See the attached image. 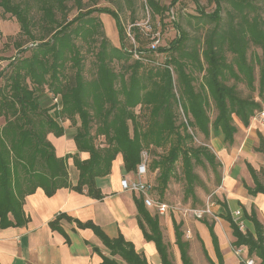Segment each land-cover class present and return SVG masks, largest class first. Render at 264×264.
<instances>
[{"label": "trees", "instance_id": "trees-1", "mask_svg": "<svg viewBox=\"0 0 264 264\" xmlns=\"http://www.w3.org/2000/svg\"><path fill=\"white\" fill-rule=\"evenodd\" d=\"M223 1L232 4L236 11L233 17L240 16L238 21L232 19L226 28H221ZM257 1L262 3L259 7L255 5ZM177 2L172 0L171 4ZM194 2L202 18L216 23L204 40L202 52L197 47L187 48L188 34L180 23L174 21L178 36L168 46H159L156 50L143 46L137 48L141 57L144 52L169 54L166 65L154 70L146 68L141 59L129 61L133 53L125 46L128 33L119 13L112 8H90L53 27L56 24L53 6L42 4L40 22L31 14L28 2L23 5L14 0H0L4 11L11 13L20 22L21 33L33 40L42 39L37 45L25 49H21L23 44H18L21 53L31 50V54L10 61L11 70L6 77L7 82L0 88V118H3V123L0 122V226L25 224L28 220L23 208L25 197L39 187L49 196L60 188L70 187L101 199L103 194L98 180L110 174L118 154L123 155L125 171L130 172L136 169L144 150L159 147L167 149L159 159L149 163L153 193L156 188L161 194L164 193L181 159L186 184L184 198H191L193 203L202 202L196 193V186H203L204 182L195 167L209 163L217 170L220 162L207 145L194 143L195 135L201 133L209 139L213 130H220L224 140L232 144L238 131L235 117L244 125H249L251 118L262 109L259 100L241 96L237 87L227 84L226 80L231 77L236 80L245 79L249 88L258 91L259 97L264 98V0H215L216 7L209 13L200 0ZM147 4L154 15L164 16L170 8L161 4L160 0H147ZM95 11L113 16L121 47L110 45L104 37L97 52V76L87 80L83 73L81 45L76 40L79 36L88 40L96 32V26L100 23L93 16L87 17ZM229 14L233 15L232 11ZM40 23L45 25L46 32L37 38L33 29ZM52 33L51 38L47 39ZM226 45L235 54L232 62L224 54ZM252 45L262 50L261 56L256 57L260 67L258 85L255 84L254 58L248 57ZM69 59L73 61L75 74L64 80L67 79L65 70ZM114 60L122 63L120 70L114 67ZM169 66L177 73V90ZM196 70L204 72L199 86L195 84ZM3 75L0 72V78ZM44 85H48L55 95H60L62 108L56 114L73 119L78 114L81 119V125L74 134L77 152L66 158L57 155L48 137L51 133L64 135L65 128L56 117L49 114L48 109L40 107L39 91ZM212 102L217 109L213 119L208 112ZM93 104L101 121L95 134L91 131L93 116L90 107ZM138 106L141 114L146 115L145 125L136 111ZM98 135L105 137V146L96 144ZM257 150L264 153L262 137ZM79 152L88 153V157L82 159ZM70 156L79 170L76 185H72L69 179L67 158ZM151 166L153 170L158 169L157 177L151 176ZM248 168L255 185L251 187L244 182V186L252 195L264 194V182L258 178L251 164H248ZM137 207L144 237L154 241L162 264H176L170 244L164 238L159 215L151 213L142 198L138 200ZM9 214L13 215V220ZM243 216L253 222L255 232L241 229L229 211L224 216L220 215L230 223L235 237L234 244L246 245L249 254L256 255L259 264H264V225L258 219L254 207ZM62 219H69V216L59 214L50 222L51 227L62 231L59 225ZM203 221L214 239L218 262L210 257L198 237L204 256L210 264H224L214 231L215 221ZM78 226L91 228L110 250V255L106 256L98 247H94L102 255V264H120L114 256H120L128 264H149L146 256L138 253L134 244L123 235L112 238L92 221L78 222ZM174 230L182 264H195L183 222L174 220Z\"/></svg>", "mask_w": 264, "mask_h": 264}, {"label": "crops", "instance_id": "crops-1", "mask_svg": "<svg viewBox=\"0 0 264 264\" xmlns=\"http://www.w3.org/2000/svg\"><path fill=\"white\" fill-rule=\"evenodd\" d=\"M239 122L232 144L224 140V134L220 130L211 132L215 152L219 155L226 171L222 187L226 198L221 195V202L215 205L214 210L218 214L213 220L224 264L241 263L231 253L228 244L222 241V232L230 236L231 243H234L235 237L232 234L230 223L220 215L224 216L228 211L232 215L234 211L240 210L241 221L245 222L247 230L255 232L253 222L243 214L250 213L252 207L255 208L258 219L261 214H264V194H250L244 186V175L240 176L234 169L238 165L242 172L243 167H247L245 162L244 166L240 163L241 159L251 165L264 160V153L257 150L261 145V137L264 140V127L254 118L250 120L249 125H244L241 120ZM74 134L73 131L67 129L62 136L49 134L48 137L59 157L66 158L77 152ZM79 156L84 159L88 157V153L79 152ZM67 165L70 182L76 185L79 170L71 156L67 158ZM124 176L134 177L135 170L125 171L123 155L120 153L112 163L110 174L98 180L103 194L101 199L93 198L86 192H78L70 187L60 188L51 196L39 187L34 193L27 195L23 205L28 217L27 222L22 225L0 226V263L102 264V255L95 251L94 247H98L106 256L110 255V250L91 228L78 226V222L92 221L100 226L108 236L115 238L123 235L126 240L131 241L136 251L146 256L149 264H162L156 244L144 237L139 225L137 203L141 197L122 189L121 179ZM239 177L241 182L237 180ZM148 210L153 213L152 209ZM61 213L69 216V219L60 221L62 231L53 229L50 225V222ZM9 217L14 219L12 214H9ZM159 218L161 226L166 224L170 240L175 241L174 220L179 221L168 213L159 215ZM205 220L209 219L205 218ZM186 225L191 229V234L192 231H196L210 257L218 262L214 239L203 219H187ZM177 251L175 252L176 264H182L178 247ZM114 257L120 264H128L120 256Z\"/></svg>", "mask_w": 264, "mask_h": 264}, {"label": "rangeland", "instance_id": "rangeland-1", "mask_svg": "<svg viewBox=\"0 0 264 264\" xmlns=\"http://www.w3.org/2000/svg\"><path fill=\"white\" fill-rule=\"evenodd\" d=\"M16 2H21L23 5L29 3V7L31 10V14L34 16L36 20L41 22L43 10L41 9L42 4H48L51 7L53 6L54 16L57 25L59 22H67L71 20L73 17L78 15L80 12H86L90 8L94 7H109L116 10L120 18L123 22L124 27L127 30V38L125 42V46L128 50L132 51L138 46H143L146 49H149L153 40L159 38V46H168L171 41H173L178 36L177 27L174 25V21L181 24L183 29L188 34V41H187V48L192 49L193 47H197L203 50L205 46V39L211 33V31L215 27V22H210L209 20L202 18L197 11V5L194 0H178L175 5H172V0H160L161 4L169 6L168 12L163 15H154L152 10L147 4V0H81L80 3L76 2L75 0H64L63 3H59L58 0H14ZM201 5L205 8L207 13L214 11L216 7L215 0H200ZM260 2H256V7L260 6ZM229 11H232L233 15L229 14ZM261 11V9L259 10ZM236 11L233 9L231 3L227 1H223V10H222V21H221V28H226L232 19L234 21H238L240 16L233 17ZM254 12H252L253 14ZM94 17L96 22L100 24L96 26V30L94 27V32L92 35L88 37V40L82 39L81 36L77 38V43L81 45L82 51V64H83V73L87 80L93 79L97 76L98 67L96 65L97 62V52L99 51V45L102 39L105 37L110 45L121 47V41L119 36V31L116 25V21L110 14L107 13H100V12H93L87 17ZM264 16V12H263ZM133 18L135 20L133 21ZM45 25L41 23L34 27L33 32L37 38H41L40 35L45 33L46 30L44 28ZM95 26V25H94ZM136 27V28H135ZM21 26L20 22L17 20L15 16L11 13H7L4 11V8L0 6V72H3L2 78H0V88L4 87L7 80L6 77L11 70L9 65L10 61L15 59V57L28 56L31 54V50H26L21 53L18 49V44H23L22 48L33 47L38 43L42 42V39L33 40L30 39L26 34L20 32ZM53 35L50 34L47 39L51 38ZM44 39L43 41L47 40ZM224 54L227 57L229 62L234 60L235 54L231 52L227 45L224 47ZM262 50L261 48L252 45L248 50V57L254 58L255 64V76L256 82L255 84L258 85V78H259V63L256 57L259 55L261 56ZM143 57L141 58L144 66L150 69H160L166 65V60L168 58V53H160V52H144ZM141 57V56H140ZM136 57L133 55L130 62L134 61ZM72 60L67 61L65 75L66 78L64 80H68V78H72L75 74V67L72 66ZM120 62L114 60V67L117 70H120L121 67ZM206 65V63H205ZM172 68V67H171ZM172 74L174 78V84L177 90V73L172 68ZM194 74L196 75L195 84L199 86L202 82V77L204 72L195 71ZM63 80V81H64ZM227 84H232L237 87L239 94L243 97H254L261 102L262 109L264 108V98H260L258 95V91H252L249 86L247 85L245 79L236 80L234 78H229L226 80ZM120 86V83H117ZM178 93V92H177ZM39 103L41 108L48 109L49 114L56 117L58 122L63 125L65 129L68 131H73L76 133L77 129L81 125V119L79 115H75L74 119L67 117V115H59L56 114V111H60L62 108V104L60 101V95H55L52 91L49 90L48 85L42 86L41 90L39 91ZM123 98V96H121ZM90 101L91 98H90ZM137 113L140 114V119L142 123L146 124V115L141 114L139 106L136 108ZM90 112L93 116L92 124H91V131L95 134L98 130V126L101 124L99 116L97 114L96 106L93 104L90 107ZM208 112L213 119L217 114V109L214 102L211 103ZM254 118V116L252 117ZM251 118V119H252ZM239 118L235 117L234 122L238 128ZM257 121V120H256ZM0 122L3 123V118H0ZM258 122V121H257ZM259 123V122H258ZM132 127V126H131ZM264 127V126H263ZM194 143L204 144L207 145L211 151H213L216 156L217 160L220 162V165L217 166V170H215L209 163L206 165H196L195 171L200 175L201 179L204 182L203 186H196V193L201 199V203H193L192 199L189 198L185 200V179L182 167V160L179 159L176 164V174L171 178L168 187L161 194L160 190L156 188L154 197L161 202H166L169 204V212L168 214L173 215L178 221L183 222V229L185 231L186 239H189L191 242L190 254L194 260L195 264H210L204 256L202 251V246L200 240L197 236L196 231H192L186 225L187 219H195L187 212L188 208H202L206 205L208 199L214 202V205L221 202V195L226 198L225 194H223V184L225 179V168L224 164L222 163L219 155L215 152L214 146L212 144L211 139L204 138L203 134L197 133L195 135ZM96 144L98 146H105L106 140L103 135L96 136ZM167 148H152L146 149L144 151L147 152V155L150 158V161L157 160L160 158L161 154L166 151ZM244 162L246 163L247 167L244 166ZM240 163L244 166L243 171H240V166L237 165L236 171L240 174V176L244 175V181L247 184H250L252 187L255 185L254 179L248 170V162L243 161L241 159ZM254 169L256 170L258 178L264 182V160L261 163L252 164ZM152 170V177L158 176V169ZM217 171V172H216ZM241 178H237L239 182ZM157 184V180H155ZM215 207V206H214ZM155 213L154 210H152ZM215 214H218L215 212ZM164 217V216H163ZM206 219L209 221L215 220L212 216H206ZM242 213L240 214L238 221L242 220ZM259 219L264 225V214L259 216ZM243 222V221H242ZM162 231L164 233V238L166 242L170 244V251L173 257V260L176 262L175 252L177 251V245L175 241L170 240V235L168 232V228L166 224H162ZM243 230L246 231L247 227L245 222H243L242 226ZM193 237V240H192ZM230 236H227L226 233L222 232V241L227 243L229 246V250L231 253L241 262V258L237 257L234 253L233 247H235L234 243H231ZM233 239V238H232ZM178 252V251H177ZM254 256L259 264V258ZM178 258V254H177Z\"/></svg>", "mask_w": 264, "mask_h": 264}, {"label": "built area", "instance_id": "built-area-1", "mask_svg": "<svg viewBox=\"0 0 264 264\" xmlns=\"http://www.w3.org/2000/svg\"><path fill=\"white\" fill-rule=\"evenodd\" d=\"M159 38H156L153 40L151 46L149 49L156 50L159 47ZM133 55L136 57V59H141L140 52L137 48L132 50ZM170 67V66H169ZM171 71L172 68L170 67ZM254 119L259 122L261 126H264V108L259 110L255 115ZM149 163L150 158L147 155L146 151L142 152L141 161L138 163L136 169H135V176L129 177L124 176L121 179V187L124 191H130L132 193L138 194L144 202V205L148 209H152L157 213L158 215H164L169 212V204L166 202H161L158 199L154 197L153 194V182L149 178ZM214 202L211 201V199H208L206 202V205L202 208H188L187 212L189 215H191L195 219H205L206 216H212L214 218H217V214H215L214 210ZM241 214L240 210H236L232 213L233 218L240 224L241 229L243 228V222L240 220L238 221L237 218H239ZM234 253L237 257L241 258V262L243 264H258L256 258L254 256H251L248 251V247L246 245H239L233 247Z\"/></svg>", "mask_w": 264, "mask_h": 264}]
</instances>
